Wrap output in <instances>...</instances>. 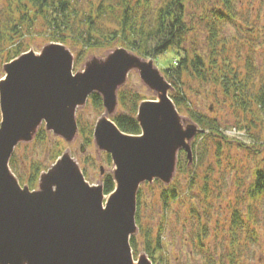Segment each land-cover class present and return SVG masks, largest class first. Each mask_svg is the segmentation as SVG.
Here are the masks:
<instances>
[{
  "label": "water",
  "instance_id": "1",
  "mask_svg": "<svg viewBox=\"0 0 264 264\" xmlns=\"http://www.w3.org/2000/svg\"><path fill=\"white\" fill-rule=\"evenodd\" d=\"M110 58L74 74L71 50L63 43L48 42L39 54L30 49L4 63L0 264H153L144 255L135 263L130 242L138 227L140 183L159 177L169 181L178 149L185 147L190 155L189 141L202 130L181 116L170 96L171 84L153 58L126 47ZM132 68L159 94L158 100L146 99L139 105L142 134L122 131L108 115L116 109L119 85ZM93 92L102 95L106 108L94 136L112 157L115 189L107 194L102 182L90 183L70 151L40 174L41 189L22 184L10 166L17 145L32 140L44 120L48 129L71 140L79 130L78 105Z\"/></svg>",
  "mask_w": 264,
  "mask_h": 264
},
{
  "label": "trees",
  "instance_id": "2",
  "mask_svg": "<svg viewBox=\"0 0 264 264\" xmlns=\"http://www.w3.org/2000/svg\"><path fill=\"white\" fill-rule=\"evenodd\" d=\"M189 4L193 12H196L191 17L188 13ZM236 6L237 0H4L0 9V55L3 62H8L27 51L30 44L23 39L28 33L45 34L47 40L65 45L70 42L83 43L86 47L106 44L112 46L114 42H120L139 56L153 58L157 63L158 58L172 53L173 58L168 65L159 68L171 84L170 96L177 108L186 109L189 117L202 130L193 146L195 166L199 167L198 165H203L213 157L220 163L226 147L231 144L230 139L221 131L217 119L188 106L186 85L190 80L216 84L225 100L236 110L251 114L238 128L249 133L250 129L261 125V132L253 134L252 137L254 143L264 145V73L255 62L253 51H243L245 43L239 41L241 37L237 33L229 35L226 30L228 23L239 24ZM38 23L46 28L44 32L37 30ZM240 25L238 31L244 30L246 35H252L254 29L248 21L246 25ZM200 30L206 32L205 52L199 45H189V35ZM85 55V50L79 51L78 60ZM118 97L123 112L116 114L114 121L126 133L140 134L142 129L137 118L138 109L140 103L148 98L140 92L124 89L119 90ZM91 100L97 110L103 109V97L100 93L91 94ZM78 123L80 133L85 139V147L94 139L95 124L84 122L81 117H78ZM47 139V132L42 127L36 141L43 143ZM211 142L215 144V152L210 151L208 144ZM60 145L62 143L58 141L53 155L54 161L63 153ZM87 161H91L89 156ZM107 161L113 163L109 153ZM177 164L179 172L189 171V158L184 149L178 154ZM10 166L14 172L18 171L19 160L15 151ZM45 169L47 167L41 161H32L29 173L21 175L20 181L32 189L37 188L40 174ZM214 169L212 165L209 166V170ZM83 171L87 176V169L83 168ZM207 181L202 187L205 191L208 189ZM101 182L105 193L109 194L114 190L112 172L103 174ZM156 182L160 183L159 180ZM193 183L196 180L191 175L190 184ZM160 194L166 210L170 208L172 201L181 196L175 184L162 185ZM246 199V211L241 207H234L232 212L229 232L232 250L227 254L230 264H236V259L244 253L241 237L243 232L248 231L253 238L257 235V212L264 200V165L255 168L246 196H242V200ZM142 204L141 189L138 194L136 221L144 238L145 253L153 264H167L163 240L165 224H161L157 231L151 226H145L141 214ZM191 210L193 215L196 213L200 216L198 210ZM201 229L199 234L206 232V227L201 226ZM130 242L135 257L139 252V238L132 235ZM239 244L242 245L240 253L237 251Z\"/></svg>",
  "mask_w": 264,
  "mask_h": 264
},
{
  "label": "rangeland",
  "instance_id": "3",
  "mask_svg": "<svg viewBox=\"0 0 264 264\" xmlns=\"http://www.w3.org/2000/svg\"><path fill=\"white\" fill-rule=\"evenodd\" d=\"M3 4L4 0H0V9ZM236 7L238 8L239 24L228 23L226 27L227 33L229 35L237 33L236 35L241 37L239 41L245 43L243 51H253L255 62L264 73V0H237ZM188 13L190 17L196 13L193 12L190 4ZM193 18L197 19L196 16H193ZM247 21L250 25L255 23L254 26L251 25L254 29L252 35H246L244 30H237L241 28L240 23L246 25ZM37 30H43L44 32L46 28L38 23ZM45 37V34L28 33L23 40L25 43L30 44L28 50H34V52L39 54L44 49L45 44L51 42ZM205 37L206 32L203 30L195 34L191 33L189 35V45H199L200 49L205 52ZM66 46L75 57L74 74L84 72L92 65L95 68L98 65H102L107 58L108 61L112 59L110 58L112 53H117L119 49L125 47L120 42H114L112 46L106 44L93 47H86L83 43L71 44L68 42ZM81 50H85L86 55L78 60L77 53ZM172 58V53H166L160 59L158 58V63L155 60L154 64L158 68L167 66ZM3 61V57L0 55V79L5 76V62ZM186 86L189 100L188 106L217 119L221 131L229 137L231 144L226 147L220 163L217 162L216 157H213L197 167L195 166L193 148L194 142L200 133V131H197L191 141H189L190 155L185 147L178 149L175 170L169 181L159 177L153 181L146 180L140 183L139 191L143 190V204L141 206L143 224L147 227L151 226L154 231H157L161 224H165L163 240L167 253V264H206L209 262L230 264L227 254L232 250L229 232L233 209L234 207H241L243 211L247 210L246 203L248 199L244 201L242 196H246L247 186L253 179L255 168L258 165H264V145L254 143L252 137L253 134L261 132V125L256 129H250L249 133L240 130L238 126L249 119L251 114L236 110L229 101L225 100L220 87L216 84L190 80ZM122 89L140 92L148 98L147 100H158L159 98L156 89L151 88L143 80L137 68H132L127 73L126 80L119 85V90ZM178 111L182 117L184 116L183 118L187 124L190 121H194L186 113V109H178ZM120 112L123 111L118 98L116 109L108 113V115L113 118ZM105 113V106H103L102 110H97L91 98L84 105H78L77 108L78 117H81L84 122L95 125ZM1 117L0 109V121ZM186 126H183V128L186 129ZM42 127L45 128L48 139L46 142L38 143L36 137ZM58 141L62 143L60 146L63 148V153L70 151L72 157L80 163L81 168L87 169L88 175L86 178L91 183L96 184L102 181L103 174L113 173L115 165L114 163H108L107 151L98 146L95 136L91 144H86L83 147L85 139L81 135L80 130L71 140H68L64 136L56 134L54 130L48 129L44 120L37 128L34 138L30 141H21L15 149L19 160L18 171H15L18 178L21 175L24 176L25 172L29 173L32 161H41L47 167L44 171L48 170L54 163L53 155ZM208 146L211 148V152H215V144L213 142L208 144ZM183 149H186L187 155L191 158H189V171L185 173L179 172L177 164L178 154ZM88 156L91 159L90 162L87 161ZM211 165L215 168L214 171L209 170ZM191 175L195 177L196 183L190 184ZM207 176H210V178L207 179ZM156 180H159L160 183L156 182ZM206 180H208V189L205 191L202 187ZM171 184L177 186L178 193H181V196L172 201L170 208L166 210L160 197V189L162 185L169 186ZM37 189H41L40 180L37 182ZM192 208L198 210L200 216H197L196 213L193 215ZM257 214L259 216L257 235L253 238L248 231L245 230L243 232L241 237L244 244V253L236 259V264H264V200L261 201ZM201 226L206 227V232L199 234V231L202 230ZM131 235H136L140 242L138 255L134 257V261L137 263L140 261L141 256H148L145 254L144 238L140 233L139 226L135 234L132 233ZM241 246L239 244L237 248L239 253ZM209 257L212 259L209 260Z\"/></svg>",
  "mask_w": 264,
  "mask_h": 264
},
{
  "label": "bare ground",
  "instance_id": "4",
  "mask_svg": "<svg viewBox=\"0 0 264 264\" xmlns=\"http://www.w3.org/2000/svg\"><path fill=\"white\" fill-rule=\"evenodd\" d=\"M39 180H40V177H39Z\"/></svg>",
  "mask_w": 264,
  "mask_h": 264
}]
</instances>
